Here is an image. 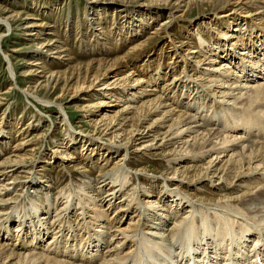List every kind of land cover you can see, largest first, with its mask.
Returning <instances> with one entry per match:
<instances>
[{
  "label": "bare ground",
  "instance_id": "obj_1",
  "mask_svg": "<svg viewBox=\"0 0 264 264\" xmlns=\"http://www.w3.org/2000/svg\"><path fill=\"white\" fill-rule=\"evenodd\" d=\"M147 2L92 10L75 24L79 55L69 47L71 19L61 41L56 25L21 14L36 49L19 74L26 87L12 67L11 76L28 101L61 111L65 135L44 162L79 171L82 182L28 192L32 123L1 122L0 154L5 136L15 134L16 145L0 155V264H264V0ZM193 9L202 18L189 32L169 30ZM11 10L0 7L9 32L21 21ZM155 44L169 60L163 73ZM65 95H83L80 123L90 134L68 130ZM151 157L159 160L152 176Z\"/></svg>",
  "mask_w": 264,
  "mask_h": 264
},
{
  "label": "rangeland",
  "instance_id": "obj_2",
  "mask_svg": "<svg viewBox=\"0 0 264 264\" xmlns=\"http://www.w3.org/2000/svg\"><path fill=\"white\" fill-rule=\"evenodd\" d=\"M97 1H100L103 4H100V2L98 3ZM110 1L111 2H109V0H0V7H5L6 9H10V10L12 9L11 11L19 12L20 15L23 13H26L25 11L28 10L29 13L34 15L33 17H36L37 19H39V21H42L43 23H47V24L49 23L48 25H56L58 27V30L60 31L59 38L61 39V41L65 40L63 36V33L65 31V22L66 20L68 22L69 19H71L70 21H72L74 34H72V39H70L72 43L69 47L71 50H74V51L76 50L77 52L76 51L75 52L73 51V52L79 55L81 53V49L79 48V46H77L79 37L76 38L78 32L76 31L77 28L75 27V24L76 23L79 24L81 23V21L83 22L84 20H86V16L89 15L92 10H103L104 12L109 13L108 10L111 8L110 6L112 5H118V10L120 11L125 10L124 8L126 9L134 8L138 10H145V8L148 5L147 0H124V2L121 0H118V1L110 0ZM229 8L230 7L228 6L226 9L228 10ZM104 9H107V10H104ZM223 12H220L219 14ZM207 16H210V15H207ZM187 17L188 18L186 19L188 20H185V21L182 20L179 23L173 24L172 28H170L169 30L175 29L174 30L175 32L176 30L177 32L181 31V32H184L182 34L184 35L187 31L189 32L194 22L200 21L202 18L198 16L197 9H193L192 13H190ZM23 19H25V14L24 16L21 15V21H18L15 24L12 31L10 32L7 31V29L4 27V25H2V23H0V35H1L0 37V96H1L0 99L2 100L0 101V123L1 122L5 123V121L13 122L12 119L14 120L19 119L18 121L21 127L27 126L28 124L32 123V126L28 128V131L26 132V135H25L26 137L25 141H28V145H29V147H26L25 149L29 150V148H31V150H34V153H33L34 157L30 158L28 160L29 162L27 163L29 164V166H31V168H29L30 178L26 180V182H29L30 184L29 186L26 187V189L32 187L31 189H28V192H32L34 190L33 188L36 189V185H38L39 183V184H43V187L45 190L41 193L45 194L47 190H50V188L46 187L47 181L50 183L52 187H53V183H55L58 185L59 189L65 187L64 190H66L67 188H70V190L72 191L73 189H75V185L73 186L71 184L72 179H74L77 183H80L81 181L79 180L80 179V175L78 174L79 171H72L71 173L69 172L67 173V171H65L61 167H58L56 164L47 165L45 164L46 162H44V161H48L47 155L50 154L51 151L55 149V147L56 148L58 147L57 143L59 141H55V140H60L61 138H64L65 127L61 123V120L63 118L61 111L57 107H55L54 104H52L51 106H43L39 104L40 103L39 101L38 103L33 98L29 99L28 101L26 96L20 93L18 88H16L13 77L11 76V73H10V69L12 67L15 73L14 77L17 78L16 79L17 80L16 82H18L17 85L22 86L23 84V86L22 87L20 86V87L21 88L26 87L27 82L23 78H20L19 74H20V71L24 69V65H23L24 61L31 59L28 57L26 52L35 50L36 46H34V44L28 41L29 37L24 36L23 34L25 31L22 30L21 27L25 25V23H27V21ZM110 19L111 17H108V20ZM68 23H71V22H68ZM152 26H154V24ZM152 26H150V29L152 28ZM203 30L205 31L206 35L214 34L213 31H215L213 30V28L208 31L206 28H204ZM82 33L83 35H86V31L82 30ZM87 34L88 36L90 35L89 33ZM182 35H180L179 37H181ZM156 38L161 42L166 39L162 35H159V37H156ZM157 39H154V40H157ZM158 48L159 46L157 44L153 45L152 53L154 52V57L158 55L159 57H161V61L159 63L161 67L159 71L162 70L160 73H163L166 71L165 64L169 60L164 58L165 56L163 55V53L159 54ZM147 51L149 50L147 49ZM4 55H6L7 57H5ZM146 55L147 54H145L139 60L138 65L142 64V60L144 61ZM7 59L10 60L11 62L10 66L8 65ZM83 59H79V62L81 63L85 62V60ZM155 64L152 65L150 69H153L155 67ZM143 67H139L138 70H143ZM201 67L203 68L204 66H201ZM128 69L129 68L122 69V70L120 69V71L116 73L117 78H123L129 72ZM20 80H22L21 81L22 83L20 82ZM193 81H194V78H193ZM160 84L161 83H158V86ZM11 85H13V89L8 90L9 86ZM146 89H148L149 91V88H146ZM83 95L77 96L75 98H72L71 95H65L61 99L60 98L58 99L62 104V108L64 109V112L68 115L71 121V127L69 126L68 130L73 132V134L75 135H77L76 132H78L80 135H87V134H90L89 132H91L90 128H88L87 126H83V124L80 123L81 120H87L82 117L83 113L80 112L81 105L83 104V102L81 101L83 98ZM41 96H43V94ZM35 106L36 107L38 106L37 107L38 109ZM24 110H27V112L22 114L21 111H24ZM20 113L23 115L22 116L23 118L21 119L19 118L21 116ZM150 122L152 121L149 119L145 120L143 122V123H146L144 124V126H146ZM13 135L5 136V137H8L7 139L8 144L4 145V147L6 148L4 149L2 154H0L3 156V158L10 155V153L13 150H15L16 142L10 141L9 139V136L12 137ZM39 135H42L43 138L38 139ZM49 135H50V138H49ZM52 137H53V140H52ZM38 142L40 143L38 144ZM76 149L79 150L80 149L79 146ZM26 150L23 149L22 150L23 153ZM22 151L20 153H22ZM11 154H14V153H11ZM130 154H131V158L133 159L134 157L133 152H130ZM76 157L78 156L76 155ZM54 161L56 162L60 161L59 159H57L56 155H55ZM158 161L159 160H157L156 157L150 158V163L147 165L148 167L147 169L149 171L148 175L152 176L151 174L157 173L158 167H156L155 164H157ZM98 165L99 164H97L96 166L97 168H98ZM50 166H52L53 168L50 169L51 168ZM94 172L95 170H93V173ZM43 174H45L46 178H43L44 176ZM204 190L206 191V188ZM24 192H27V190ZM205 193L207 194V192ZM52 194L54 193L52 192ZM52 196L60 197V195L56 193ZM20 210H21V213L25 214L23 205H20ZM112 212L113 211L103 212L105 213L104 217H109L110 215H112ZM70 216L72 217V214H70ZM95 226H97V224L91 226L92 228H90V231L92 233L98 230V228H96ZM46 247L48 248V245L44 244V250L46 249ZM102 249L103 247L99 251L101 252Z\"/></svg>",
  "mask_w": 264,
  "mask_h": 264
}]
</instances>
